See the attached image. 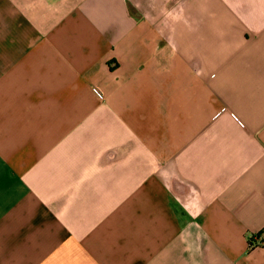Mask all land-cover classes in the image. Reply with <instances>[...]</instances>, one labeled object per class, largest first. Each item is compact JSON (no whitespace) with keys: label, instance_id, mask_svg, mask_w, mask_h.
<instances>
[{"label":"crops","instance_id":"obj_1","mask_svg":"<svg viewBox=\"0 0 264 264\" xmlns=\"http://www.w3.org/2000/svg\"><path fill=\"white\" fill-rule=\"evenodd\" d=\"M0 264H264V0H0Z\"/></svg>","mask_w":264,"mask_h":264},{"label":"built area","instance_id":"obj_2","mask_svg":"<svg viewBox=\"0 0 264 264\" xmlns=\"http://www.w3.org/2000/svg\"><path fill=\"white\" fill-rule=\"evenodd\" d=\"M90 87L97 96L101 97L103 95V92L99 87L95 86L94 84H91Z\"/></svg>","mask_w":264,"mask_h":264}]
</instances>
